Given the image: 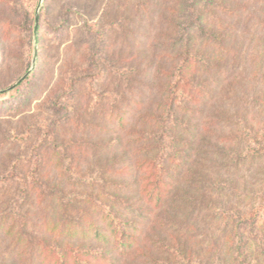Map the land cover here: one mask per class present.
<instances>
[{"label": "trees", "instance_id": "trees-1", "mask_svg": "<svg viewBox=\"0 0 264 264\" xmlns=\"http://www.w3.org/2000/svg\"><path fill=\"white\" fill-rule=\"evenodd\" d=\"M169 1L177 6L176 19L171 24L173 29L159 34L160 41L152 45L161 56L146 75L151 78L150 84L143 86L149 95L133 122L118 108L127 99L121 89L124 85L127 95H133L135 84L145 71L131 65L121 72H101L99 57L115 54L109 39L116 24L101 27L108 14L106 6L94 23L91 10L75 4L66 6L60 13V24L52 28L56 34L81 33L80 42L90 66L87 71L93 68L97 71L91 85L105 82L114 83V87L106 96L111 106L106 117L99 110L105 96L93 92L91 85L76 99L78 108L68 113L64 97L73 98L74 87L78 85L75 79L68 80L76 86L63 87L58 98L55 92V100L49 99L51 110L56 113L63 110L64 116L45 133L41 132L44 129L41 125L29 128L36 133V139L29 146L28 154L16 158L10 172L0 178V206L8 203L17 211L13 220L18 222L19 215L23 220L14 238L18 240L24 234L29 244L39 243V256L45 255L43 264H108L111 260L102 247L103 242L113 244L121 253L134 250L142 235L140 224L134 218L142 219L154 209L157 212L150 218L151 224L171 232L155 241L163 257L151 258V264H264V121L251 126L248 113L229 114L223 110L213 113L217 110L214 102L225 75L219 69L234 53L231 42L235 24L228 26L225 21L240 18L247 9V0ZM143 3L144 0H124L121 7L124 10L142 8ZM214 9L225 18L214 16ZM72 20L78 23L72 25ZM37 36L40 48L43 36L39 27ZM261 41L259 75L264 85V34ZM40 52L37 68H41ZM37 76H28L12 88L17 95L0 101V116L24 113L20 109L31 102L32 91L27 89L22 93L21 90L29 83L31 87L36 86ZM92 99L94 109H91ZM259 104L264 113V94ZM210 108L212 113L208 112ZM86 117L112 121L114 127L95 128L110 136L100 150L115 158L104 167L98 166L96 174L91 169L83 171L77 167L72 155L80 147L78 144L72 140L59 142L61 128L80 127V121H86ZM115 124L121 134L114 131ZM221 125L228 131L214 135L213 129ZM28 135L15 133V145L25 149ZM216 138L218 141H213ZM123 155L135 159L133 166L141 173L142 202L134 203L125 197L131 190L129 184L112 181L115 175L126 174L124 168H115L119 161L121 164ZM50 169L58 170L56 176ZM33 200L36 205L46 202L48 209L51 208L48 212L52 217L44 223L41 238L26 231L30 220L25 221L26 214L22 213V207L31 205ZM170 209L172 215H169ZM57 214L63 215L64 222L55 221ZM34 215L29 213V217ZM71 216L78 217V221L69 223L66 218ZM85 223L93 231L85 229ZM201 224L218 234L213 239L190 241L192 232ZM10 227L14 228V224ZM47 234L62 236L64 241L55 240L56 236L50 239Z\"/></svg>", "mask_w": 264, "mask_h": 264}, {"label": "rangeland", "instance_id": "rangeland-1", "mask_svg": "<svg viewBox=\"0 0 264 264\" xmlns=\"http://www.w3.org/2000/svg\"><path fill=\"white\" fill-rule=\"evenodd\" d=\"M144 2L142 8L124 10L121 7L124 0H0V101L11 100L17 95V92H13L12 88L17 86L25 75L29 73V77L38 75L35 79L36 86L31 87L29 83L26 84L27 88L25 85L21 90L22 93L27 92V89L32 91L29 106L20 109L24 113L19 114V116L11 115V113L0 116V178L10 172L12 162L16 158L28 154L29 146L32 147L36 139V133L30 131L29 128L41 125L44 127L41 132L45 133L48 127L64 116L65 111L63 110H59L57 113L51 110L49 99L52 97V101L55 100V97L53 98L54 93L57 92L56 97L58 98L60 94L58 92L63 87H69L68 89H70L78 84L74 87L75 94L73 98L69 100L67 96L64 97V104L68 102L64 108H69L68 113H73L70 109L78 108L76 106L78 96H82L84 90H87L91 83L96 80V68L87 71L89 66L88 57L84 54L85 48L80 42L81 33L70 34L66 31L56 34L52 30L60 24V13L66 6L75 4L78 8L91 10L92 23L96 21L106 6L108 14L101 27L116 24L113 27L114 31L111 32L113 35L110 33L112 36L109 39L115 54L111 57H109V54L106 57H99L100 66L103 68L101 72L105 73L111 70L121 72L125 66L131 65H138L142 71H145V75L142 74L141 80L138 79L140 82L135 84V91L132 92L131 97L125 92L126 87L124 85L121 89L127 99L123 103L121 102L118 108L125 112V118L132 122L135 120L141 112V108L145 106V97L149 95L147 89L143 86L150 84L151 78L146 77V75L152 70L150 67L154 68L153 66L158 64L161 56V52L153 49L152 45L160 41L159 34L173 29L171 24L176 19L177 8L169 0L168 4H165L164 0H144ZM246 6L247 9L241 13L240 18L235 21L234 18H227L225 21L226 24H229L228 26L235 24V30L232 32L234 41L231 42L234 45V53L231 59H226V65L219 69V72L228 75L226 78L225 75L221 78L222 87L214 102V108L217 110L213 112V108H210L208 112L215 113L218 110H223L229 114L248 113L249 124L257 126L264 121V113L259 104V98L264 94V85L261 83L259 75L261 73V59L259 57L262 47L261 35L264 34V0H247ZM213 15L221 20L225 18L216 9L213 10ZM37 16H39L38 27L43 36L41 49L38 44V36L36 38L35 35ZM210 17L209 15L208 18ZM77 23V20L71 21L72 25ZM81 30L82 28H80ZM35 51L37 54L38 51H41V68H37L39 57L34 64ZM28 67V71L25 72ZM70 79H75L76 85L71 84L68 81ZM82 82L88 83V86L86 87ZM91 87L93 92L105 96L99 110L103 111L105 114L103 116L106 117L109 113L108 110H111L106 96L114 87V83L111 85L98 82L93 83ZM93 105L92 99L91 109H94ZM80 122V127L68 125L63 129L61 128L62 134L59 142L65 143L72 140L75 144H78L80 147L72 155L77 167L83 171L91 169L96 174L98 166L104 167L109 160L115 158H110L106 152L100 150L104 149L106 140L108 142L110 136L100 133L95 128L114 127L112 121H105L104 119L97 121L86 117V121ZM115 126L116 130L114 131L121 134L118 125L115 124ZM216 130L217 132H215ZM213 131L214 135L216 133L218 135L220 132H227L228 128L221 125L214 128ZM15 133H17V136L29 134V138L25 140L28 143L25 149L15 145L13 140ZM213 141H218V139H213ZM84 146L86 148L81 149ZM134 161L135 159L127 155L121 156V164L119 161L115 168L116 170L121 167L124 168L126 174L124 177L115 175L112 181L114 183L129 184L131 190L126 193L125 197L130 198L131 202L135 203L142 202L143 196L139 190L141 173L133 166ZM50 170L56 176L58 170ZM244 175L248 176L249 173H244ZM32 202L31 205L22 207L23 215H27H25V221L30 220L26 231L35 237L41 238L44 223L52 217L48 212L51 208L48 209L46 202L40 201L38 205L35 204L34 200ZM7 205L8 203L0 206V212H3L0 214V264H43L45 255L39 256L41 249L38 246L39 243L34 244L31 242L29 244V238L24 234L20 239L15 240L14 232L20 231L19 224L23 220L19 215L18 222H15L13 219L17 216V211L15 212V208ZM42 209H46L47 213ZM150 212L146 213L142 219L134 218L139 222L138 228L142 233L141 241L134 250L130 249L121 253L113 244L103 242L102 247L107 250V257L111 260L108 264H114V262L115 264H151V258L163 257L161 248H158L154 243L162 237L165 238L171 230L154 223L151 224L150 218L152 219L157 209L150 210ZM29 213L35 215L29 217ZM58 214L54 216L55 221L64 222L63 215L60 217ZM44 215L45 219H43ZM169 215H172L171 209ZM146 217H149V219H145ZM77 218L71 216L66 219L69 223H74L78 221ZM12 224H14V228L11 229ZM83 226L90 232L93 231V229H89V223H85ZM197 228L192 232L193 237L190 241L195 242L201 238L202 240L213 239L218 234V231L210 230L203 224ZM47 235L50 239H54V236H56L55 240L64 241L62 236ZM96 245L100 247L98 243Z\"/></svg>", "mask_w": 264, "mask_h": 264}, {"label": "water", "instance_id": "water-1", "mask_svg": "<svg viewBox=\"0 0 264 264\" xmlns=\"http://www.w3.org/2000/svg\"><path fill=\"white\" fill-rule=\"evenodd\" d=\"M38 22H39V16H37V18H36V33H35V35H36V38H37V31H38ZM36 59H37V52L35 51V58H34V64L36 63ZM30 74V73H29ZM29 74H27V75H25L19 82H18V84L17 85H19V84H21L22 82H24L27 78H28V76H29Z\"/></svg>", "mask_w": 264, "mask_h": 264}]
</instances>
